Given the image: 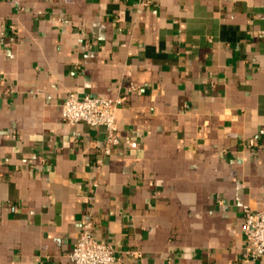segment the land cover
Returning a JSON list of instances; mask_svg holds the SVG:
<instances>
[{
  "label": "crops",
  "instance_id": "obj_1",
  "mask_svg": "<svg viewBox=\"0 0 264 264\" xmlns=\"http://www.w3.org/2000/svg\"><path fill=\"white\" fill-rule=\"evenodd\" d=\"M139 1L0 0V264H70L89 220L116 264H242L264 0ZM86 94L121 99L109 155L103 126L62 119Z\"/></svg>",
  "mask_w": 264,
  "mask_h": 264
},
{
  "label": "built area",
  "instance_id": "obj_2",
  "mask_svg": "<svg viewBox=\"0 0 264 264\" xmlns=\"http://www.w3.org/2000/svg\"><path fill=\"white\" fill-rule=\"evenodd\" d=\"M139 3L148 4L149 0H140ZM120 102L121 99L99 95L69 96L62 105V119L69 124L84 123L90 127L103 126L106 129L103 154L109 155L121 141L116 119ZM250 144L254 145L255 140L251 139ZM241 212L242 229L246 241L242 264H251L252 260L264 257V209L256 210L244 204ZM68 256L70 264H116L118 261L115 248L95 237L90 220L83 224Z\"/></svg>",
  "mask_w": 264,
  "mask_h": 264
}]
</instances>
